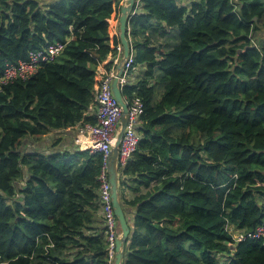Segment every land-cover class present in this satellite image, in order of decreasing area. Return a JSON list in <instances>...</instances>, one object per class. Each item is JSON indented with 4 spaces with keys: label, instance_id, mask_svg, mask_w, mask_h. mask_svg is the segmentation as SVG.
<instances>
[{
    "label": "trees",
    "instance_id": "1",
    "mask_svg": "<svg viewBox=\"0 0 264 264\" xmlns=\"http://www.w3.org/2000/svg\"><path fill=\"white\" fill-rule=\"evenodd\" d=\"M139 2L128 22L139 71L121 89L143 105L119 176L123 264H264V236L234 238L264 218V0ZM120 3L0 0V74L62 45L29 78L0 85V264H108L101 154L37 144L96 122Z\"/></svg>",
    "mask_w": 264,
    "mask_h": 264
},
{
    "label": "built area",
    "instance_id": "2",
    "mask_svg": "<svg viewBox=\"0 0 264 264\" xmlns=\"http://www.w3.org/2000/svg\"><path fill=\"white\" fill-rule=\"evenodd\" d=\"M61 44L49 46L45 50L31 51L25 60L16 63H8L0 74V85L13 79H27L33 75L39 64L51 61L59 54ZM118 54L114 58V63H118L122 55L121 43L117 46ZM133 68V53L131 52L125 61L124 71L119 78V87L127 82L128 74ZM115 71L111 70L101 76L98 81V92L96 94L97 120L94 124L87 123L81 129L80 136L75 138V143H79L77 149L89 150L91 154H101L102 165L98 176L99 180V202L103 216V225L106 240V252L108 264H113L115 257V241L120 234L119 224L114 213L111 196V186L108 179L107 164L111 157L112 147L116 141L117 131L120 125L122 108L113 95L111 84ZM124 98V97H123ZM124 100L127 103L128 111L126 115V125L119 143L117 163L118 170L125 167L136 151L140 135L138 133V123L143 111L142 101L137 96ZM80 141L83 145H80ZM264 236V218L259 225L246 234L237 232L234 234L236 240L245 238H260Z\"/></svg>",
    "mask_w": 264,
    "mask_h": 264
},
{
    "label": "water",
    "instance_id": "3",
    "mask_svg": "<svg viewBox=\"0 0 264 264\" xmlns=\"http://www.w3.org/2000/svg\"><path fill=\"white\" fill-rule=\"evenodd\" d=\"M136 3L137 0H125L124 4H122L120 7L118 27L119 40L122 45V55L116 65L115 75L111 84L113 95L122 108V115L120 118V125L116 135V141L114 143V146L112 147L111 157L107 164L108 179L111 186L112 205L120 228V234L115 241L116 251L113 264H121L125 256V247L127 245L130 233V224L128 222L127 216L129 209L121 204L119 197L120 171L118 170L117 154L119 143L126 125V115L128 111L127 103L124 100L122 91L119 87V78L121 77L124 71L125 61L132 51L128 38V22L130 15L134 14V12L136 11Z\"/></svg>",
    "mask_w": 264,
    "mask_h": 264
},
{
    "label": "crops",
    "instance_id": "4",
    "mask_svg": "<svg viewBox=\"0 0 264 264\" xmlns=\"http://www.w3.org/2000/svg\"><path fill=\"white\" fill-rule=\"evenodd\" d=\"M139 1L140 0H137V3H136V11H138L140 9V7H139L140 2ZM124 2H125V0H121L120 7H121L122 4H124ZM120 7H119V9L117 11H115V15H113V19L111 20L112 21V25H113V29H112L113 30V34L118 36V38H119L118 18H119V15H120ZM116 65H117V63L116 64L114 63L113 68H112L113 71H116ZM138 71H139L138 68H135V66H134L132 71L128 74V80L132 79L133 75L135 77L136 74L138 73ZM96 111H97V105H96ZM81 130L82 129L80 128V130L77 129V131H73V130H65V131H55L54 130V131H50V133L48 135H46L37 144V147H38L39 150H42L44 152L45 151H49L50 150L49 143L51 141L56 140L57 138H60V143L53 149H58L60 151V150H70V149H73V148H77L79 143H77V142L75 143V138L80 136ZM80 145H83V142L80 141ZM26 146H27V148H29V147H31V144H26ZM125 192H126V196L127 197H131V192L128 189H126ZM130 212L132 213L131 210H130ZM131 217L133 218V214H131L130 218ZM132 218H131V220H132ZM100 225L102 226V228L104 227L102 219H101ZM129 235H130V233H129ZM124 260H125V256H124L121 264H123Z\"/></svg>",
    "mask_w": 264,
    "mask_h": 264
},
{
    "label": "rangeland",
    "instance_id": "5",
    "mask_svg": "<svg viewBox=\"0 0 264 264\" xmlns=\"http://www.w3.org/2000/svg\"><path fill=\"white\" fill-rule=\"evenodd\" d=\"M110 25H112V23L110 22Z\"/></svg>",
    "mask_w": 264,
    "mask_h": 264
}]
</instances>
